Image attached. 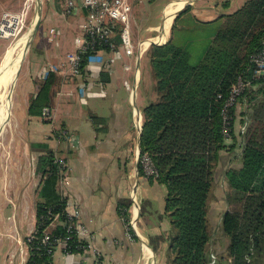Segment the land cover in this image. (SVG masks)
I'll use <instances>...</instances> for the list:
<instances>
[{"label": "crops", "instance_id": "1", "mask_svg": "<svg viewBox=\"0 0 264 264\" xmlns=\"http://www.w3.org/2000/svg\"><path fill=\"white\" fill-rule=\"evenodd\" d=\"M175 1L169 0L164 5L160 23L148 25L146 30L151 34L146 38L137 31L135 33L136 27L133 29L136 41L149 39L144 49L138 46L131 56L123 49L120 54H115L112 49L100 51L104 61L86 63L79 75L72 72L69 53L76 52L84 41L87 9L76 1L71 7L69 0H49L46 11L44 5L36 34L39 49L36 52L37 49L31 47L32 52L24 66L27 71L23 78L20 107L21 120L26 117L30 123L27 140L13 145L11 162H5L4 166L0 161L4 173L0 191V264H26L30 257L27 238L36 228L40 179L37 177L29 183L28 179L19 177L18 171L31 166L36 172V157L41 152L33 149L32 144L37 142H47L63 163L60 190L67 197L68 211L80 213L77 222L86 227L89 234L82 238L89 242L88 250L67 253L64 246L59 245L50 264H93L97 257L102 264H170L172 225L165 211L167 188L158 180L141 175L137 162L141 131L134 123L137 120V116L134 120V111L139 109L143 116L144 108L158 98L155 87L153 92L149 86L150 97L148 93H137L143 76L142 60L146 58L151 75L149 49L153 44H165L173 36L193 52L197 45H201L198 58L202 57L221 22L219 17L243 5L227 11L217 5L212 7L200 5L198 0H186L173 15L169 29L161 30L165 9ZM229 2L226 0L222 5L228 6ZM22 3L23 0H0V16L20 8ZM183 18L186 20L180 26L181 34L177 38L178 23ZM175 22L177 26L173 29ZM0 38L1 46L4 37ZM50 72L57 73L60 79L50 106L52 114L50 117L43 114L31 116L28 108L37 93V81L46 78ZM128 75L132 76L133 86L126 78ZM120 79L130 91L129 99L123 102L115 97L120 86L115 82ZM109 96L111 98L107 99ZM59 109L63 111L61 115H57ZM57 120L59 126L55 125ZM134 196L139 206L138 233L132 230L130 236L120 205H128L130 216V209L136 205ZM224 209L226 206L222 212ZM156 237L161 239L154 241L155 249L151 238ZM219 239L213 246L217 253L216 264H232L226 251L228 239L224 236Z\"/></svg>", "mask_w": 264, "mask_h": 264}, {"label": "trees", "instance_id": "2", "mask_svg": "<svg viewBox=\"0 0 264 264\" xmlns=\"http://www.w3.org/2000/svg\"><path fill=\"white\" fill-rule=\"evenodd\" d=\"M219 19L213 38L196 62L193 51L174 36L165 44H153L148 52L158 98L143 110L140 151L152 156L159 174L149 177L139 168L141 175L167 188L170 264H216L213 246L221 236L228 239L226 251L232 264H264V76L255 75L253 61L264 47V0H247ZM176 26L175 22L173 29ZM114 38L120 45L119 30ZM99 48L111 50L106 44H96ZM88 53L83 55V71ZM239 78L249 80L250 85L231 107L227 135L223 109ZM59 83L55 72L37 81L38 90L28 108L31 116H41L45 106L53 105ZM239 107L243 108L240 113ZM238 115L242 130L236 128ZM32 148L41 152L35 172L40 185L37 223L28 242L26 264H50L49 246L57 245L56 240L68 239L67 253H82L88 243L68 231L67 197L59 186L64 167L55 150L47 142L34 143ZM228 151L237 154L239 162L230 158L223 170L226 209L211 226L216 165ZM127 206L120 205L121 214H127ZM46 235L49 246L43 243ZM160 239L151 238L155 249L154 241Z\"/></svg>", "mask_w": 264, "mask_h": 264}, {"label": "built area", "instance_id": "3", "mask_svg": "<svg viewBox=\"0 0 264 264\" xmlns=\"http://www.w3.org/2000/svg\"><path fill=\"white\" fill-rule=\"evenodd\" d=\"M78 3L79 6H82L87 9V20L84 24L85 27V38L82 42L80 48L74 52L69 53V59L71 64L72 72L75 75L81 74L82 64H83V55L88 53L86 57L87 63H102L104 61L103 48L96 49V44L98 45H109L110 48L115 51V54H118L123 49L126 55L131 56L135 54V49L140 46L141 49H144L145 43L149 42V39L138 40L136 41L134 38L133 29L131 27L130 21L132 17V0H69L70 6H75V2ZM19 13L5 12L0 20V37H7V23L10 19L13 18L14 15H18ZM119 30L121 44L118 45L115 42L114 35ZM156 40V39H155ZM120 54V53H119ZM253 61L256 65L255 75L256 76H264V47L253 56ZM48 74V73H47ZM250 85L249 80H245L243 78H239L238 81L233 85L232 90L226 99L225 106L223 109L225 127L224 132L228 135L230 131V118H231V107L235 104L238 97L243 93L246 87ZM132 97H134L135 92L131 91ZM139 114L138 125L139 131H142V118L140 117L141 113L137 109H135ZM52 114L50 106H45L43 108V115L46 117H50ZM136 114V116H137ZM61 162V161H60ZM137 162L139 166L142 167L143 172L146 176H158L159 171L155 165V162L152 156L148 153L141 154L139 148L137 150ZM61 164H63L61 162ZM135 197V196H134ZM135 199V203L133 207L130 209V216L127 214H122V219L127 221L129 235L132 236L130 231H137V219H138V202ZM69 221H68V231L74 232L79 239L88 237V230L86 227L81 226L77 221L80 219V213L74 212L71 213L68 211ZM74 223V224H73ZM33 238L31 234L28 238V242H30ZM68 239H58L56 240L57 245L51 244L50 236L46 235L43 238V243L48 245L49 251L53 253L56 248L61 245L64 248L67 247ZM84 240V239H82ZM86 241V240H85ZM87 246H82L84 248V252L90 248V244L88 241ZM93 264H102L100 261V257H97Z\"/></svg>", "mask_w": 264, "mask_h": 264}, {"label": "rangeland", "instance_id": "4", "mask_svg": "<svg viewBox=\"0 0 264 264\" xmlns=\"http://www.w3.org/2000/svg\"><path fill=\"white\" fill-rule=\"evenodd\" d=\"M169 0H132V17H131V27L132 29H134L136 27V30L134 29L135 33L139 32L143 38H146L148 33L146 28L148 27V25H152V24H158L161 22L162 18H163V7L164 5L168 2ZM226 1V0H198L197 3L200 5H207V6H212L215 7L216 5L219 6L220 9H224V10H231L234 9L242 4H244V2H246L247 0H229V5L228 6H223L222 3ZM53 4V3H52ZM45 5V11L49 8V0H43V7ZM13 14L14 13H19L21 14L20 16V20L21 21H17V23L19 22V24L17 25L15 30L19 29V33L18 35H9L6 38L4 37V42L1 44L0 46V65L2 64L6 52L7 50L12 46V44L14 42H16L25 32L28 31V29L30 30L31 28H33L34 23L36 21L37 18V0H23L22 6L18 9H15L13 11H11ZM224 12V11H223ZM2 16H0V20H1ZM186 18H183L179 21V26H178V30L176 32V36L177 38L180 36L181 34V30L179 29L181 25H183L185 23ZM45 23H43L44 25ZM46 26V25H45ZM49 25H47L48 27ZM170 27V24H169ZM168 27V29H169ZM49 28V27H48ZM137 31V32H136ZM207 33V31H206ZM204 34V32H203ZM38 35V34H37ZM37 35L36 37L33 39L31 45L29 46L27 53L24 56L23 59V63H22V67L21 70V76L19 78V81L16 83V86L14 88L13 91V95H12V125L7 129V131H5L4 133H1L0 135V161L1 163L5 166L6 163L5 162H11L12 159V147L13 145H17L18 143L23 142L24 140H27V133L26 132L29 128L28 125L30 124L27 121V118L25 117L24 119L21 120L22 118V113H21V92H22V85H23V78L26 76V71H27V59L28 56L30 55V53L32 52V46L35 47L34 49H37L36 52H38V44H39V39H37ZM169 35L167 36L168 39ZM1 39V38H0ZM200 49H201V45H197V48L195 49V51L193 52V61L196 62L198 61V56L200 53ZM148 59V58H147ZM147 60L146 58H144L142 60V82L140 87L137 89L138 90V95H142V93L144 92L145 94L148 93L149 97L151 95V90L150 88H152V91L154 90L155 85L154 80L152 78V76L150 75V73L148 72V68H147ZM23 69V70H22ZM133 72V71H132ZM148 72V74H147ZM147 75V76H146ZM127 80L130 82V85L133 86V79L131 75H128ZM115 85H120L118 90V95H116L115 97L118 98L120 101L123 102V100H128L129 99V89L127 88L126 84L124 83L123 79L118 80L117 82H115ZM150 86V88H149ZM154 92V91H153ZM152 96L154 97V95L152 94ZM105 98V97H104ZM111 96L107 97V99H110ZM140 106V105H139ZM242 106V105H241ZM131 107V106H130ZM243 107V106H242ZM242 107L238 108V113H240L242 111ZM61 111L60 109L57 110V115H61ZM138 112L136 111V114ZM136 114L134 116V120L136 119ZM19 119H18V118ZM141 118H144V116H142V114L140 115ZM241 115L237 116V124H236V128L239 129V127L241 126L242 122H241ZM137 118H139V114H137ZM53 118L51 117L50 120H52ZM143 121V119H142ZM136 125H138L139 121L138 119L135 120L134 122ZM59 121H56V126H59ZM139 129V125L137 127ZM53 133V132H52ZM5 135V136H4ZM56 135V134H55ZM4 136V138H2ZM229 141V140H228ZM22 147V145H21ZM237 148V147H236ZM240 149V148H239ZM240 151V150H238ZM230 158H232V162L234 163H238L239 162V156L235 153H225V155L223 156V158L220 160V162L216 165V181L214 183V187H213V194L211 197V206H210V221H211V226L212 225H216L217 221L220 220V216L222 213V208L225 207L224 200L226 199V191H227V185L225 182V177L223 174V170L226 167V164L228 165V163L230 162ZM38 159V156L36 157V160ZM32 160V158H31ZM235 160V161H234ZM26 171V172H25ZM19 170L18 174L19 177L23 178V179H28L29 183L30 180L33 181L35 180V178L37 179V176H35V171H34V167L29 166V169L27 168V170ZM4 176L3 170L0 169V191L2 189L1 186V177Z\"/></svg>", "mask_w": 264, "mask_h": 264}, {"label": "bare ground", "instance_id": "5", "mask_svg": "<svg viewBox=\"0 0 264 264\" xmlns=\"http://www.w3.org/2000/svg\"><path fill=\"white\" fill-rule=\"evenodd\" d=\"M188 2V0H187ZM186 0H177L170 3L165 9V19L161 25V30H167L173 15L178 9L183 7ZM21 14L14 15L7 23V36L18 35L19 29L15 30L20 20ZM32 28L25 32L7 50L5 58L0 66V130L4 133L12 125V95L17 83V71L27 53V43L30 39ZM1 135V134H0Z\"/></svg>", "mask_w": 264, "mask_h": 264}, {"label": "water", "instance_id": "6", "mask_svg": "<svg viewBox=\"0 0 264 264\" xmlns=\"http://www.w3.org/2000/svg\"><path fill=\"white\" fill-rule=\"evenodd\" d=\"M42 12H43V0H37V18H36V21L34 23V26L32 28V31L30 33V39H29V42L27 43V49L29 48L32 40L34 39L35 35L37 34L38 30H39V27H40V24H41V19H42ZM23 63V61H22ZM22 63L17 71V78L19 76V73H20V70H21V67H22ZM139 110V109H138ZM3 132V130L1 129L0 130V134ZM142 133V131H141ZM139 151H140V143H139ZM139 166V164H138Z\"/></svg>", "mask_w": 264, "mask_h": 264}]
</instances>
